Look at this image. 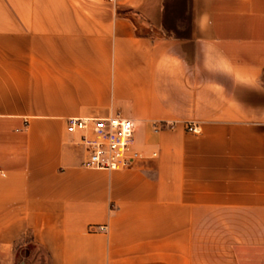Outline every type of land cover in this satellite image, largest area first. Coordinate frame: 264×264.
I'll list each match as a JSON object with an SVG mask.
<instances>
[{"label":"crops","instance_id":"1","mask_svg":"<svg viewBox=\"0 0 264 264\" xmlns=\"http://www.w3.org/2000/svg\"><path fill=\"white\" fill-rule=\"evenodd\" d=\"M117 115L140 159L84 167L67 121ZM28 236L50 264H264V0H0V264Z\"/></svg>","mask_w":264,"mask_h":264},{"label":"built area","instance_id":"2","mask_svg":"<svg viewBox=\"0 0 264 264\" xmlns=\"http://www.w3.org/2000/svg\"><path fill=\"white\" fill-rule=\"evenodd\" d=\"M159 128V127H157ZM70 134H84L82 142L88 148V157L83 166L89 169L117 171L130 168L141 155L133 148L135 133L133 121L113 116L107 118H72L67 121ZM92 134L89 140L86 133ZM188 132L199 134V127L192 124ZM99 230L105 231V227Z\"/></svg>","mask_w":264,"mask_h":264},{"label":"rangeland","instance_id":"3","mask_svg":"<svg viewBox=\"0 0 264 264\" xmlns=\"http://www.w3.org/2000/svg\"><path fill=\"white\" fill-rule=\"evenodd\" d=\"M30 236L16 245L9 257H1L2 264H50L49 255L39 246L30 242Z\"/></svg>","mask_w":264,"mask_h":264}]
</instances>
